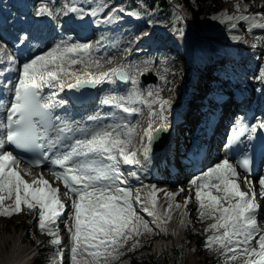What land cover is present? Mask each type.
<instances>
[{
    "label": "snow or ice",
    "instance_id": "obj_1",
    "mask_svg": "<svg viewBox=\"0 0 264 264\" xmlns=\"http://www.w3.org/2000/svg\"><path fill=\"white\" fill-rule=\"evenodd\" d=\"M69 9L82 14L75 3L65 4L64 10ZM97 10H92L93 15ZM55 11L60 12L61 9ZM41 14L54 15L53 9L44 3V0H41L36 9V15ZM132 14L139 15L136 12ZM112 15L113 13L110 12L109 17ZM258 16L264 19V14L261 13H253L251 17L243 18L255 20ZM232 18L229 17V19ZM179 19H183V15ZM148 22L153 23L152 20ZM260 26L264 27V24ZM173 31L179 36L184 34L182 27H173ZM26 35L27 33H23V36ZM90 48L91 42L73 43L65 38L56 41L39 55H34L30 59L26 58L14 84L10 106L6 108L7 115L5 119H0V202L5 200V194L8 199H12L14 195L13 206L0 207V214L11 216L13 213H19L22 203L30 210L38 205L40 230L42 232L47 230L49 235L54 237L53 242L60 244L61 236L54 222L59 213L67 208L65 201L60 198V186H53L42 173L36 175L34 179H25L17 167H14L19 165L17 157L12 150H6L5 145L7 144L9 149L14 146L33 152L40 149L44 157H49L51 153L53 178L62 181L67 189L63 195L69 198L71 204V209L67 212V215L71 217V224H67V221L65 223L71 236L72 264H80L78 254L87 253L90 248L95 249L91 252V256L97 262L100 261L101 250H103L105 254L103 264H107V259L116 258L119 255L118 249L134 235L139 236L142 231L156 230V222L153 221L150 225V222L141 217L134 208L130 199L131 187H121L125 180L124 173L119 167L120 157L124 162L140 164L141 160L137 157L138 151H142L145 161L150 159V147L154 135L151 120L148 126L142 129V133L138 134L136 129L139 120L134 124L129 119L122 118L121 123L109 124L101 122L96 116H89L86 119L94 123L69 127L67 122H64L63 126L57 129V135L49 136L50 130L54 127L52 121L59 120L50 111L55 94L49 93L45 98L41 90L45 88V85L53 84L54 81H57L61 87L65 86V76L73 81L66 84L68 88H76L81 83L111 80L110 74H117L124 80H131L132 88L126 94L118 95L112 92L103 97L102 103L115 105L129 114L141 112L139 107L131 104V101L143 98L136 84L135 73L129 76L117 66L95 76L88 72L86 73L88 79L84 81L79 79V75L71 65L84 64V61L73 59L72 54L85 55ZM0 54H6L8 61L16 59L2 41H0ZM143 63L146 64L147 61ZM96 64H99V61ZM136 71L141 69L138 68ZM261 73L258 79L264 80V68L261 69ZM152 95L151 91L148 92L149 97ZM155 102H158L161 107L159 111L152 108L148 116H158L163 121L164 106L169 104V100L157 95ZM144 103L151 106L153 101L144 99ZM103 115H111V113ZM156 127L160 129L167 125L161 123ZM257 127L264 128V119H258L250 126L237 119L228 142L224 145L223 158L189 180V188L192 189L194 186L199 218H213L205 229V231L211 229L213 232L206 237L209 243L205 246L211 248L213 244L220 245L225 252L234 253L228 257L229 260L239 258L241 264H264V230L258 227L260 205L256 201L255 188L246 175L243 183L247 190L241 189L240 182L236 179L239 175L238 165L232 162L228 152L231 150L233 141L237 140L242 132L248 131L251 134ZM73 132L80 134L82 138L74 139ZM145 137L149 143H143ZM65 140L68 143H65ZM134 140H136L135 143ZM45 146L48 151H43ZM31 163L38 166L42 160L34 159ZM55 166H59V170ZM240 166L250 171V160L247 156L240 161ZM25 171L32 175L30 170ZM258 182L259 195L264 197V176L259 177ZM179 191L182 192L183 189ZM155 192L156 188L153 185L150 193L153 208L143 207L142 210L160 221L161 214L155 210ZM165 195L171 198L175 197L177 192L166 191ZM135 199L143 203L138 194ZM189 199L190 196L184 197L185 206ZM175 207L181 208L182 205L177 201ZM167 208L172 209L173 203L169 202ZM164 215L171 219L170 211L164 212ZM184 222L182 218L181 224ZM163 231L166 232L167 228L165 227ZM136 243L133 241V248L136 247Z\"/></svg>",
    "mask_w": 264,
    "mask_h": 264
},
{
    "label": "rangeland",
    "instance_id": "obj_2",
    "mask_svg": "<svg viewBox=\"0 0 264 264\" xmlns=\"http://www.w3.org/2000/svg\"><path fill=\"white\" fill-rule=\"evenodd\" d=\"M170 3V6L172 7V14L168 18L167 22H163L159 26H148L147 24H143V28L148 30V33L154 29L156 34L161 33L162 37L160 39V44L165 46V49L162 50L164 53L165 57V62L169 63V68L168 70L172 71L174 68L170 64L171 56L170 54H177V56H181L180 61H182V54L188 52L187 50V44L188 42L185 41L181 36L177 35L173 31V27L176 28H183L184 32V27L187 28L188 32L194 34V38L196 40L195 42V48H196V53L193 57L199 58L200 51L206 49V51H209V49H216L217 53L220 54L222 52H226L227 47L231 46L234 47L237 42V35L231 31L230 29L227 30V28L224 27L223 21L226 19V17H229L230 15L233 17L235 10H230L229 6L232 0H226L222 11L218 13L217 15H214L211 18H208L206 20L202 21H195L193 20L189 13L187 12L184 3L186 5V0H168ZM119 8H124L125 9V3L123 0L120 1V6H117ZM127 10V9H125ZM62 11V9H61ZM180 15H183V19H179L178 21H172L174 18L178 16V12ZM131 12V11H128ZM227 12V14H225ZM147 20H152L153 23L157 24L159 23L156 17V14L152 12H148L146 14ZM242 20L243 18H233L232 24L234 25L237 21L236 20ZM173 22V23H171ZM171 23L170 27H166L168 24ZM214 26H217L218 30L216 31H211V32H205L206 29H210ZM225 29V30H224ZM203 35H201L202 33ZM251 35L253 37H260V32H252ZM175 36V43L173 44V39L172 37ZM178 38V39H177ZM177 40V41H176ZM159 44V45H160ZM176 46V49L172 51V46ZM187 50V51H186ZM200 50V51H199ZM169 60V61H168ZM184 62V60H183ZM214 62H219V59ZM209 71V68H207ZM182 69L180 73H182ZM153 74H156L154 71ZM175 75V74H174ZM173 75V76H174ZM207 80H210V78L207 77ZM170 91L165 92V93H160V96L165 97L169 99ZM189 178V176H188ZM161 179V178H160ZM161 180H164L161 179ZM160 180V181H161ZM159 181V180H158ZM181 179L176 180L175 182L171 183V186H177L182 185L185 189L188 188L187 186V181L185 179L184 182H180ZM189 196L190 193H187ZM177 200H181L182 196H186L185 192H182L180 194L176 195ZM23 208L19 213H13L11 216H4L0 215V237H4L5 235L8 236L10 234V237L16 238L20 236V244L26 245L28 249H26L22 256L21 260L25 257V255L29 254L30 252L35 251L36 254L34 255L33 258H42V264L47 262V252L50 250L51 247V239L50 235H46L45 233L41 232L38 228V213L36 210L33 209H28L27 206L21 205ZM136 209V208H135ZM187 213L189 215V219L187 220V225L185 228V232L182 235L181 239L178 241H174L171 238V233L168 231H163L162 228H160L158 225L155 226L156 230L153 232H147V231H142L139 236H133L132 239H130L122 248L118 249V252H121L122 250L125 253V257L123 258H114V259H107V264H122L125 262V260H128V263L131 264V261L137 257L138 259V264H147L146 259L149 257L148 255L150 254L151 256H159L160 262H165L167 261V257H165V249L163 247H160L161 244H167L169 243V240L171 241V246L168 247L166 245V249L168 252L171 251L173 247L177 245L178 242H182L184 240V237H186L187 232L189 231H197L203 229L205 234H204V241L200 242L198 239H194L192 242V246L190 248H186L185 251V259H186V264H195L197 262V259H201L204 257H208L209 260L208 262L204 261L203 264H209V261L213 260L214 255H216L219 252V256H221V260H216L212 264H241L239 258L229 260L228 257L231 255H234L233 252H225L223 250V247L217 244H213L211 248L206 247L205 245L208 244L209 242L206 240V237L208 235L213 234L211 229H208V231H205V229L208 228V225L212 222V217H208L205 219H200L199 218V213L197 211L198 209V202L195 199V193L193 190L192 196L190 194V200L186 205ZM138 210V209H137ZM140 212V211H139ZM140 214V213H139ZM69 220V219H68ZM67 220V221H68ZM148 220V219H145ZM150 222V221H149ZM69 223V222H68ZM151 225V223H150ZM156 225V224H155ZM43 238V242L41 244H38V240ZM9 239V236H8ZM7 239V240H8ZM4 240L5 244L1 246L3 254H6L9 252L10 247H11V242L12 240ZM133 241H136V247H138L140 244H146L150 242V247L149 250H141V251H135V248L132 247ZM191 242V243H192ZM68 246V243H66L63 247L62 250H66ZM93 249V248H92ZM104 257V258H103ZM1 258V256H0ZM105 259V254L103 250H101V259L99 262L96 261L97 264H103ZM191 261V262H190ZM194 262V263H192ZM91 263V262H90ZM89 263V264H90ZM95 264V262L93 263Z\"/></svg>",
    "mask_w": 264,
    "mask_h": 264
},
{
    "label": "bare ground",
    "instance_id": "obj_3",
    "mask_svg": "<svg viewBox=\"0 0 264 264\" xmlns=\"http://www.w3.org/2000/svg\"><path fill=\"white\" fill-rule=\"evenodd\" d=\"M239 5V7H235V5ZM99 5H97L95 8L93 9H98L99 10ZM88 11V14L86 16V18H90V16H93L92 10ZM230 10H235L234 12V16L233 18L237 19L239 18H243V17H251L253 13H261L264 14V4H258L255 0H232L229 6ZM98 10L96 11V14L98 12ZM95 14V15H96ZM225 14H227V12H225ZM229 17H232L231 15ZM229 17H226V19H224L223 24L224 27L228 29H230L231 31H233L236 35H237V42H236V47L239 53H242L244 55L245 58H247L249 61L251 60L252 62H254V58L256 57V64L258 66H263L264 65V27H261V22L264 19H261L259 16L256 17L255 20L252 19H242V20H236L237 22L233 25V18L229 19ZM173 23V22H171ZM171 23L168 24L166 27H170ZM251 25V27H250ZM81 29H83V26H80ZM218 30L217 26H214L210 29H206L205 32L208 31H216ZM225 30V29H224ZM155 31L152 30L149 34L154 33ZM252 32H260V37H253L251 35ZM184 34L181 36L185 41L188 42V46H187V50H188V54L190 56V54L196 52V48H195V38H194V34L188 32L187 28L184 27ZM202 33V32H201ZM203 35V33L201 34ZM175 36L172 37L173 44L175 43ZM178 39V38H177ZM0 41H2L5 44V41L3 39L0 38ZM177 41V40H176ZM172 46V51L174 49H176V46L171 45ZM158 49L164 50L165 46H160ZM186 50V51H187ZM200 51V50H199ZM204 54V56H208L209 61L213 62L215 58L219 59V54L216 52V49H209V51H206V49L200 51L199 55ZM170 64L172 65V67L174 68L173 70V75H174V79L172 80L173 83H176V86H180L183 85L186 81H192V78H190V76H186L180 73L181 69L184 71H188L192 65H186L182 61H180L181 56H177V54H170ZM193 56V55H192ZM186 55L183 53L182 54V58H185ZM84 64H80L78 63L77 65H71V67L74 69V71L79 75L81 73H96L99 71V69L102 67V65L96 64L97 61L100 62H108L104 68L107 67V69L109 68H113V67H121L123 69V71L125 73H129V76H131L133 73H135L136 78L139 77L141 74H149L152 73L153 71L157 70L159 74H162L164 71L163 68V64L160 63V58H154V60L152 59V57H146L140 60H131L129 62H121L120 58H99V60L97 59H87V60H83ZM144 61H147V63H143ZM169 61V60H168ZM254 65V63L252 64V66ZM185 66H187V68L185 69ZM171 67V66H170ZM141 69V71H136V69ZM259 71H255L252 74H250V77L248 78V81H252V82H256L257 84L260 83L261 79H258L259 76ZM186 74V73H185ZM187 75H189V73L187 72ZM168 77H166L165 79H161V77H158V80L156 83H163ZM157 79V78H156ZM206 78H203L202 81H206ZM182 82V83H181ZM258 90H253V93H256ZM171 95L174 97V99H177V97H179L180 93L173 94V91L171 92ZM231 103V102H230ZM225 109H228V106L225 107ZM193 112L195 111V108L192 109ZM193 112L190 113L189 116L184 117L183 119H181L183 121H187L189 118L192 117ZM151 120L152 122V128H154L157 124H165L164 121H161L160 118H155V119H149L146 120L143 124H142V129L148 126L149 121ZM142 130L138 132V134H141ZM138 139V136H137ZM134 143L136 142V140L133 141ZM145 141H143L144 143ZM178 144L175 143V147H177ZM166 164V163H165ZM165 164H160L158 167V172H161V175L159 176L160 178H164V180L158 181L160 178L159 177H152L150 180L145 181L141 188H139V198L140 201H142L143 203L141 204L140 202H137V204H135V206H138L137 209L138 211H140V209L143 208V206H147L150 209L153 208L152 202H151V196L150 193L152 191V186L155 185L156 188V192H155V197H156V205H155V210L161 214V220L157 221L156 217L150 216L156 223V225H158L159 227L163 226L167 228V231H169L171 233V238L174 241H178L182 235L185 232V228L187 225V220L189 219V215L187 213V209L186 206L183 204L184 201V197L182 196L181 200H177L176 197H167L165 195L166 191H170V192H177V194H180L182 192H185L186 196L187 193H190L192 196L193 190H194V186L192 187V189L189 188V180L193 177L196 176V174H192L189 175V179L187 181V186L188 188H184L182 185H177L175 186H171V183L175 182L176 180L181 179L180 182H184L185 181V176L187 175V171L188 169L183 170V172H180L178 175L175 176V179L172 180L174 177H169L168 174H166L165 172ZM243 178L244 176H242V180H241V184L244 185L243 183ZM249 180L251 179L250 177H248ZM184 179V181H182ZM238 180V179H237ZM245 186V185H244ZM180 189H183V191H179ZM5 197L7 198V194H5ZM5 198V199H6ZM130 199L131 201L133 200V198L130 195ZM190 200V199H189ZM179 201L182 205L181 208H176L175 207V202ZM133 202V201H132ZM169 202L173 203V208L172 209H168L167 205ZM189 202V201H188ZM14 204V201L11 202H4L2 205H7L8 207H12ZM142 206V207H141ZM1 207V204H0ZM166 211H170L171 212V219H168V217L166 215H164V212ZM186 213V215H185ZM260 214L262 216V218H264V209L260 210ZM183 218V220L185 221L183 224H181V219ZM69 219V220H68ZM68 220V221H67ZM67 221V224H71V217H69L68 215L65 216L64 222ZM161 221H165L166 223H162ZM69 222V223H68ZM157 226V227H158ZM63 227L65 229H67V225H63ZM158 227V228H159ZM68 231V230H67ZM9 236V239L12 240L11 242V247L8 253L3 254L2 252V244L4 246L5 242L4 240H7ZM5 235L4 237H0V264H7L8 260L10 259H14L15 262L18 264V262L21 260V256L23 254V252L28 249L26 247V245L24 244H20V236L13 238L10 237V234ZM71 237V236H70ZM8 239V240H9ZM7 240V241H8ZM162 245V244H161ZM160 245V246H161ZM95 250L90 248L89 252L87 253H83L82 255H79L78 260L80 262H84L87 263L89 261V258L92 261L91 264H93L95 262V260H93L92 256H91V251ZM191 262V261H190ZM194 263V262H192Z\"/></svg>",
    "mask_w": 264,
    "mask_h": 264
},
{
    "label": "trees",
    "instance_id": "obj_4",
    "mask_svg": "<svg viewBox=\"0 0 264 264\" xmlns=\"http://www.w3.org/2000/svg\"><path fill=\"white\" fill-rule=\"evenodd\" d=\"M226 0H186L184 6L189 15L197 20L202 21L220 13ZM126 5L130 10L137 13H147L152 11L157 15L161 21H167L171 15L172 7L168 0H127ZM204 230L189 231L186 234V241L189 243L194 239H198L200 242L204 241ZM149 243L141 245L136 248V251L148 250ZM218 253L214 256V259L209 261L212 264L217 259ZM146 262L147 264H186V259L181 247H175L172 250V255L169 262H160V259L155 256L148 255ZM138 258L135 257L131 264H138ZM220 260V257H218ZM209 258L206 256L201 259H197L196 264H203L204 261L208 262ZM38 258H34L31 264H40Z\"/></svg>",
    "mask_w": 264,
    "mask_h": 264
}]
</instances>
